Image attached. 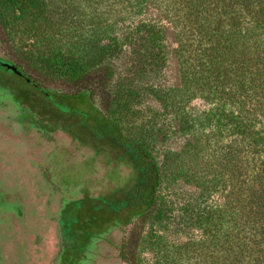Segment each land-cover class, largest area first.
Masks as SVG:
<instances>
[{
    "label": "trees",
    "instance_id": "obj_1",
    "mask_svg": "<svg viewBox=\"0 0 264 264\" xmlns=\"http://www.w3.org/2000/svg\"><path fill=\"white\" fill-rule=\"evenodd\" d=\"M21 21L38 34L49 30L58 46L40 52L41 66L73 82L74 97L86 93L92 101L97 80L111 110L129 114L146 92L165 110L154 119L168 118L167 132L129 140L111 122L104 129L136 174L121 203L133 212L126 224H170L175 203L165 181L181 178L206 201L221 192L214 206L191 199L185 207V221L209 235L200 264H264V0H0L2 28ZM170 35L179 85L142 86L169 66ZM195 100L204 108L192 109ZM164 139H180L179 150L169 143L165 152ZM137 244L131 236L121 245L127 264H142Z\"/></svg>",
    "mask_w": 264,
    "mask_h": 264
},
{
    "label": "rangeland",
    "instance_id": "obj_2",
    "mask_svg": "<svg viewBox=\"0 0 264 264\" xmlns=\"http://www.w3.org/2000/svg\"><path fill=\"white\" fill-rule=\"evenodd\" d=\"M11 27L0 25V58L19 67L52 99L39 91L31 96L32 87L16 76L12 85L17 86L0 85V264H127L120 256L121 245L131 236L137 238L142 264H200L209 235L185 221V207L191 199L196 207L214 206L221 203V192L206 201L198 186L181 178L165 181L164 192L175 203L170 224L129 225L133 212L121 203L135 181V170L128 153L103 135L108 122L129 140L157 129L167 132L169 119H154V112L165 115L161 104L146 92L129 114L115 106L111 110L97 80L92 101L86 93L74 97L73 82L51 76L41 66L40 52L58 46L47 38L49 30L38 34L27 21ZM168 44L169 66L142 86L179 85L172 35ZM129 56L120 61L122 70L130 65ZM5 71L0 68V81ZM119 80L112 83L114 93L120 91ZM191 108L203 109L204 103L195 100ZM161 144L166 152L169 145L177 149L181 140L164 139ZM62 231L68 232L66 256L61 253Z\"/></svg>",
    "mask_w": 264,
    "mask_h": 264
},
{
    "label": "flooded vegetation",
    "instance_id": "obj_3",
    "mask_svg": "<svg viewBox=\"0 0 264 264\" xmlns=\"http://www.w3.org/2000/svg\"><path fill=\"white\" fill-rule=\"evenodd\" d=\"M8 64L15 66L14 64H11V62L9 60H7L5 58H0V68L6 70L5 73L2 75V78H3L2 81H0V82H3V84L0 83V85L2 87L4 85H7V86L9 85V86H13V87L17 86L14 83L12 85V78L14 79L15 76H16V77H19L21 80H24L25 81V84H27V86L32 87L30 89V93L32 94L31 96H35V95L37 96V94H36L38 92V90L36 88L37 87V84L34 83V81L31 78H29L27 75H25V73L22 72V70L19 67L15 66L18 71L10 70L8 68ZM4 77H6V78L4 79ZM6 79H9V80L6 81ZM1 86H0V88H1ZM33 92H35V93H33ZM24 93L26 94V92H24ZM12 96H13L14 99H17V101L19 102L20 98L15 97L14 94H12ZM28 106H30V109L32 110V113L33 114H36V111L35 110H37V109L34 106H31V105H28ZM62 232H63V235H62V242L63 243L62 244L64 246H63V249H62V252L61 253L63 254V256H66V255H68L67 254V251L69 250L67 248V246H65L67 244L68 232H66V231H62Z\"/></svg>",
    "mask_w": 264,
    "mask_h": 264
},
{
    "label": "water",
    "instance_id": "obj_4",
    "mask_svg": "<svg viewBox=\"0 0 264 264\" xmlns=\"http://www.w3.org/2000/svg\"><path fill=\"white\" fill-rule=\"evenodd\" d=\"M8 68H9L10 70H13V71H18L17 68H16L15 66H13V65H9V64H8Z\"/></svg>",
    "mask_w": 264,
    "mask_h": 264
}]
</instances>
